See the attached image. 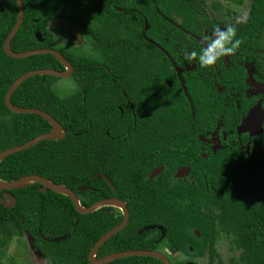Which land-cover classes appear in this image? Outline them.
Here are the masks:
<instances>
[{"label": "trees", "instance_id": "16d2710c", "mask_svg": "<svg viewBox=\"0 0 264 264\" xmlns=\"http://www.w3.org/2000/svg\"><path fill=\"white\" fill-rule=\"evenodd\" d=\"M23 1L24 20L11 49L58 50L72 64L71 78L78 86L61 95L56 85L63 78L34 75L14 91L11 100L15 105L47 111L63 125L66 135L9 154L0 162V178L45 176L73 189L83 206L111 196L124 199L130 210L129 222L104 243L98 257L139 248L164 250L161 241L165 238L159 245L156 242L160 230L139 231L158 223L170 231L168 250L175 251L179 243L184 246L192 238L185 230L192 210L203 211L208 217L206 221L197 216L206 235L203 243L192 239L199 249L208 248L211 264H226L215 245L223 237L231 239L230 250L236 253L230 257L232 264H264V133L252 138L248 155L222 150L204 156L197 135L214 129L221 113L230 107L236 110V102L232 98L226 107L222 93L210 92L200 80H188L193 116L175 68L157 46L169 49L180 45L182 31L176 27L174 14L191 13L194 8L204 12L206 0H124L129 6L123 5L122 12L114 9L111 1L115 0ZM231 1L243 5L246 0ZM212 5L218 12L237 13L226 7L224 0ZM17 17V1L0 0V152L52 129L41 115L8 108L5 96L15 79L33 69L65 70L50 53L15 58L5 52V39ZM55 18L77 23L82 45L58 43L47 25ZM197 27L194 24V30ZM235 27L243 40L239 49L263 48L264 0H251L245 19ZM250 53L251 59L263 64L252 49ZM246 74L237 65L220 72L219 77L237 88L244 87ZM166 80H171V87ZM224 115L228 123V117L239 120L245 112ZM247 139L244 137V143ZM180 164L191 165L198 182L169 184L168 175ZM161 165L169 168L151 179L149 173ZM42 188L41 183L32 182L11 189L17 203L10 208L0 201V264L19 263L17 256L4 261L5 250L14 237L26 233L51 264H93L91 249L123 215L107 206L84 214L69 196ZM22 239L25 249L18 256L27 250ZM165 253L172 264L188 260H175ZM106 264L163 262L153 256L133 255Z\"/></svg>", "mask_w": 264, "mask_h": 264}, {"label": "flooded vegetation", "instance_id": "af4514ba", "mask_svg": "<svg viewBox=\"0 0 264 264\" xmlns=\"http://www.w3.org/2000/svg\"><path fill=\"white\" fill-rule=\"evenodd\" d=\"M131 1L132 0H128V3H130ZM111 3L113 5L114 9H118L119 12H122L123 10H125V8H126L125 6H127V7L129 6V4H127V3L125 5L124 0H115L113 2L111 1ZM123 5H125V6H123ZM225 6H226V3H225ZM214 10H215V8L212 4L209 6L206 4L204 6V12H199L196 10V8H194L191 13L180 14V13L176 12L174 15L177 19L174 22H176V27L180 31H182V36L180 38L181 44L178 46H174V47H172L170 45L171 48H169V49H166L159 44L157 46L159 48H161L162 51H164V53L166 54V56L170 60V63L175 68L176 74H177L178 79L180 81V85L184 91V94L186 95V97L190 101V107L192 109L193 116H194V102L191 98L188 86L186 84V82H188V80L189 81L200 80L201 84H204L203 86H206L210 92L216 93V91H219L220 93H222L224 95V98L226 99V101L224 102V105L226 107L227 106L230 107L229 101L233 98L236 102V110L233 109V107H230V109L227 110V112H225V113H227V114H239L240 111L245 112V115L241 116V118H239V120H233L231 117H228V123H225L226 121L224 120L225 119V115H224L225 113H221V117H219L218 120L216 121V125H215L214 129H209V130L207 129L205 132H200L197 135L198 140L202 143L203 155L209 156L210 153H217L218 151H222V150H228L230 152H233V150H237L239 153H242V154L246 153L248 155V154H250V149H251V145H252V143H251L252 138L257 136V135H261L264 133V123L262 124L263 131L257 132L254 134L250 131L251 128H245L244 130H240L239 127L243 124L244 120L247 118V116L249 115V113L252 109L261 108L264 110V92L260 91V87L262 85L264 86V47L263 48H261V47H248L245 50L239 49V50H237V52L234 55L222 57L216 63V65H214L215 71H212L211 67H209V68L200 67L198 65V61H195V60L192 61L191 63H189L188 61H186L184 59V55H183L184 52L191 51V50H196L197 52H200V50L203 47H205V44H206L204 38L206 36L211 35L215 26L218 25L221 28L225 27L226 25H233V26L236 25L237 26L240 23H242L246 17V15H245L244 18L238 20L236 17L237 13H229L226 11L218 12V11H216V10L214 11ZM55 19H58V18H55ZM60 20H63V19H60ZM65 22L68 25H70L71 27H73L71 29L76 31L74 36L79 35L82 37L81 32L78 29L79 25H77V23H75V22L68 23L67 21H65ZM194 24L199 26L196 28V30H194ZM146 27H148V25H146ZM251 49L254 51L253 55H256L258 58H261V60L263 61V64H259L257 60L251 59V53H250ZM248 64L251 65L250 68H248ZM237 65L240 66L241 68L245 69L246 73H247L246 78H245L244 87L241 86V87L235 88L234 86H228V85H226V82L223 81L222 78L219 77L220 72H222V71L226 72L228 70H232ZM178 70L180 71L183 83H184L185 87L187 88V91L185 90L184 85L182 84V80L179 77ZM166 81H167L168 85L171 87V85H172L171 80H166ZM211 97H212L211 99L214 100L215 96L213 94ZM244 137L248 138L245 143L243 140ZM159 167H163V170L160 173L154 175L153 171L156 169V168H154L149 173L151 179L158 176L159 174H161L166 168H169V166H166V165H161V166H158L157 168H159ZM168 177H169V184L172 183V185H175L176 183H179V182L187 183L188 185H194L196 182H198L196 174L194 172H192V166L191 165H185V164L184 165L183 164L178 165L174 171L170 172ZM4 192H5V190H3V189L0 191L1 194H3ZM111 197H116V196H111ZM107 198H110V197H107ZM116 198H120V197H116ZM120 199H122V198H120ZM122 200H124V199H122ZM126 205H127V202H126ZM106 206L110 207L111 211H115L116 215L122 214L123 215L122 220L124 219V211L120 206L105 205L103 207H106ZM127 208H128V205H127ZM128 210H129V208H128ZM192 213H193V211L191 210V212H189L191 223H187V225H185V230L187 231V234L189 233L193 239L195 238V240L203 243V240H204L203 236L205 234L202 232L203 226L197 223V216H199L202 219H205L206 221H207L208 217H207V215H205L203 213V211H202V213H193V216H192ZM129 219H130V210H129ZM122 220L120 221V223L122 222ZM193 221H195L197 223V225L192 223ZM119 224H117V225H119ZM151 226H153V227H151ZM147 227H151V228H147ZM152 229H156V230L161 231V235L159 236L158 240H156V242L159 245V243H160L159 241L162 238L163 239L165 238L164 241H161L162 242L161 244H163L162 248L164 250H160V249L155 248V247L154 248H139V249L157 250V251L164 253L167 257H168V255L165 252H168L171 255V257H173V259H175V260L188 257V260L185 261L183 264H186L188 262H192L194 264H205L203 262L204 258L208 259L207 264H211L210 263L211 254H210L208 248H205L204 250L199 249V246L198 247L196 246V243L193 242L192 238L189 239L184 246H181L179 243L178 244L179 246L177 247V249L175 251H172V252L169 251L168 249H169L171 243L169 245L167 243L170 242L171 238H169V237H170L171 233H170V231H167V228L163 224H159V223L158 224H148V225H145L144 227H142L139 231L144 232V231L152 230ZM122 230H120V231H122ZM108 231H106V232H108ZM112 236H114V235H112ZM185 240H186V238H185ZM230 240H231L230 238H224L223 237L222 240L217 241V243L215 244L217 253H219L221 255V258L225 261L226 264H232L230 257L236 256V253H234L233 251L230 250V247H231ZM224 243L227 244L228 257H229L228 261L225 260L222 256V254L220 253V248L224 247L223 246ZM99 250L95 254L96 258H101V257H104L106 255L111 254V253H109V254H106L104 256L98 257ZM116 252H118V251H116ZM112 253H114V252H112ZM188 255L190 256V258ZM139 256H144V255H139ZM45 258L47 260H49L47 257H45ZM169 260H170V258H169ZM49 262H50V260H49ZM213 264H218V263L214 261Z\"/></svg>", "mask_w": 264, "mask_h": 264}, {"label": "water", "instance_id": "95a60500", "mask_svg": "<svg viewBox=\"0 0 264 264\" xmlns=\"http://www.w3.org/2000/svg\"><path fill=\"white\" fill-rule=\"evenodd\" d=\"M16 1H17V6H18V18L12 30L10 31L9 35L5 39V42H4L5 52L8 55L15 57V58H24V57L32 56L35 54L50 53V54H53L65 66V70L61 71V70H56L52 68L33 69V70L23 73L17 79H15V81L12 83V85L8 89L6 96H5V101H6V105L8 106V108L11 111L16 112V113H31V114L41 115L51 123L52 129L49 132L42 133L34 137L33 139L27 141L24 144L2 150L0 152V162L5 157H7L9 154L30 148L42 140L62 139L66 135V131L63 125L53 115H51L47 111L37 108V107H21V106L15 105L11 100V97L14 91L20 86V84L23 81H25L27 78L34 76V75H52V76L61 77V78H69L73 73V66L70 63V61L61 52H59L58 50L54 48L43 47V48L30 49L27 51H14L11 49L10 43L12 39L15 37V35L17 34V32L19 31L21 24L23 23L24 12H25L23 0H16ZM37 36L39 39H41V35L39 32L37 33ZM178 73H179V77L182 80V76L179 70H178ZM182 84L184 85L183 80H182ZM184 88L187 91V88L185 87V85H184ZM263 123H264V110L261 108H254L250 111L249 115L244 120L243 124L239 127V129L244 130L245 128H251L250 131L254 134V133L263 131V127H262ZM162 170H163V167L156 168L153 171V174L154 175L158 174ZM32 182L41 183L43 185L44 190L50 188V189H53L55 191H58L62 194L69 196L71 200L73 201V203L75 204L78 211L84 214L94 212L105 205H117L123 209L124 219L122 220V222L119 225L110 229L104 235H102L99 238V240L96 242L94 247L92 248L89 254V260L91 263L105 264L110 261L123 258V257H127V256H133V255L146 256L147 255V256H154V257L159 258L163 262V264H171L169 258L164 253L157 251V250L132 249V250L114 252V253H111L101 258L95 257V254L100 249V247L104 244V242L108 240L112 235H115L120 230H122L129 221V210L127 208L126 202L120 198H116V197L104 198V199H100L96 201L90 206H83L77 193L73 189L66 186L65 184L56 183L46 178L45 176H41L38 174H29V175H24L20 177L19 179L10 180V181H6L0 178V191L2 189L5 190L3 194L0 193V201L6 207H9V208L15 206L17 203V198L10 192V190L25 186L26 184L32 183ZM151 227H147V228H151ZM186 264H194V263L188 262Z\"/></svg>", "mask_w": 264, "mask_h": 264}, {"label": "rangeland", "instance_id": "374dc122", "mask_svg": "<svg viewBox=\"0 0 264 264\" xmlns=\"http://www.w3.org/2000/svg\"><path fill=\"white\" fill-rule=\"evenodd\" d=\"M215 0H206V4L209 6L214 2ZM251 0H246L243 5H238L236 3H232L231 0H224V3H226V7H230L231 10H236L237 11V19H242L244 16L247 14L249 10V5H250ZM48 27L51 29L52 33L54 34V38L56 41L60 44L65 45L66 43H73L76 44L77 46L82 45L81 41L83 38L79 35H75L76 31L71 29L70 25H68L65 21L60 20V19H54L52 20L49 24ZM80 38V39H78ZM86 50V49H85ZM90 52V51H88ZM251 65L248 64V68H250ZM59 89V92L61 95H67L69 93H72L77 89L78 84L73 78H63L60 80L57 85ZM260 91L264 92V86L262 85L260 87ZM22 240H25L26 245H27V250L26 254L24 256H18V254L23 255L22 250L25 249L23 247ZM18 238L17 236L14 237L8 247L6 248V257L4 261H10L11 257L17 256L16 259L19 261L18 264H51L49 260H47L37 249L35 245V240L32 238L31 235L26 233L23 237ZM224 247L220 248V253L222 254L223 258L228 261V249H227V244H223ZM28 259V263H26ZM207 258L203 259V262L205 264L208 263Z\"/></svg>", "mask_w": 264, "mask_h": 264}, {"label": "clouds", "instance_id": "9594fccd", "mask_svg": "<svg viewBox=\"0 0 264 264\" xmlns=\"http://www.w3.org/2000/svg\"><path fill=\"white\" fill-rule=\"evenodd\" d=\"M204 39L206 44L200 52L191 50L183 54L186 61L189 63L198 61V65L203 68L216 65L222 57L234 55L243 44V40L238 37L237 28L233 25H226L223 28L217 25L211 35Z\"/></svg>", "mask_w": 264, "mask_h": 264}]
</instances>
